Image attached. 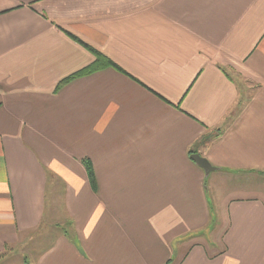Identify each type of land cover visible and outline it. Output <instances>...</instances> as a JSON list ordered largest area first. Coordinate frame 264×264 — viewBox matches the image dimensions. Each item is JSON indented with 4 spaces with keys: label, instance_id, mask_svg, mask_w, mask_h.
<instances>
[{
    "label": "crops",
    "instance_id": "obj_1",
    "mask_svg": "<svg viewBox=\"0 0 264 264\" xmlns=\"http://www.w3.org/2000/svg\"><path fill=\"white\" fill-rule=\"evenodd\" d=\"M0 264H264V0H0Z\"/></svg>",
    "mask_w": 264,
    "mask_h": 264
},
{
    "label": "trees",
    "instance_id": "obj_2",
    "mask_svg": "<svg viewBox=\"0 0 264 264\" xmlns=\"http://www.w3.org/2000/svg\"><path fill=\"white\" fill-rule=\"evenodd\" d=\"M90 51L93 52V54L95 55L97 61H96V64L93 65V67L91 68H88L82 72H80L79 74L75 75L74 77H72L70 80H67L65 82H63L61 84V86H63L64 84L68 83L69 81H71L73 78H77V77H82V76H85V75H88L90 73H92L93 71H96V70H99V69H102V68H105L107 66H110V65H114L111 61H109L105 56H103L102 54L98 53L97 51H94L93 49H90ZM87 171H88V174H89V178L90 180L92 181V184L94 186V174L92 172V169L91 167H89V165H87Z\"/></svg>",
    "mask_w": 264,
    "mask_h": 264
},
{
    "label": "water",
    "instance_id": "obj_3",
    "mask_svg": "<svg viewBox=\"0 0 264 264\" xmlns=\"http://www.w3.org/2000/svg\"><path fill=\"white\" fill-rule=\"evenodd\" d=\"M191 159L205 171L206 176H209L211 172L215 171V168L205 158L198 154L191 156Z\"/></svg>",
    "mask_w": 264,
    "mask_h": 264
},
{
    "label": "rangeland",
    "instance_id": "obj_4",
    "mask_svg": "<svg viewBox=\"0 0 264 264\" xmlns=\"http://www.w3.org/2000/svg\"><path fill=\"white\" fill-rule=\"evenodd\" d=\"M190 239V238H189ZM195 243V241H194V239H192L191 241H189V244H194ZM173 262H174V260H172ZM179 261V260H178Z\"/></svg>",
    "mask_w": 264,
    "mask_h": 264
}]
</instances>
